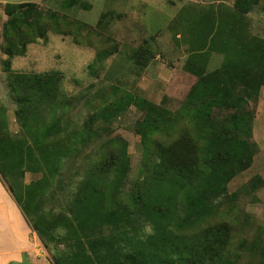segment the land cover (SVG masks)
Wrapping results in <instances>:
<instances>
[{"label": "trees", "instance_id": "1", "mask_svg": "<svg viewBox=\"0 0 264 264\" xmlns=\"http://www.w3.org/2000/svg\"><path fill=\"white\" fill-rule=\"evenodd\" d=\"M56 1L69 7L84 4L80 0ZM259 1L236 0L227 21L221 16L212 25L208 17L204 19L210 12L195 14L201 19L188 33L194 30V35L183 39L192 51L185 66L198 80L182 109L184 114L203 115L210 125L212 139L206 131V151L187 135L169 144L157 143L156 158L148 163L145 177L131 187L126 151L111 152L87 171L67 214L47 212L46 196L55 194V183L59 184L58 191L65 189L62 183L68 173H64L62 162L77 153L72 151L79 140L76 138L89 141L95 133L87 122L66 136L70 146L57 149L56 138L64 135L71 122L65 110L76 108L81 101L65 95L63 76L58 71L27 74L11 69L14 58L26 56L28 47L46 41L53 29L45 22L48 14L39 5H5L2 50L7 59L3 63L16 120L24 135L11 138L1 106L0 177L11 178L9 191L40 240L48 248L63 246V253L55 256L57 264H240L238 251L242 249L249 257L259 256L260 261L254 264H264V244L258 238L248 248L241 244L235 252L230 251V231L225 223L207 226L195 235L179 234L215 213L219 200L229 196L228 183L251 167L258 152L252 139L255 108L264 86V39L250 33L248 15ZM206 50L224 56L222 65L213 72L191 65L193 59H207ZM133 58L139 68H144L155 55L136 49ZM131 104L144 112L141 134L158 132L168 124V111L131 94L117 105L114 115ZM216 110L226 114L225 120L214 122ZM211 123L220 128L214 129ZM40 147L47 149L46 156L36 154L35 148ZM26 173L41 174V178L25 185ZM178 202L183 204L182 215L173 209ZM144 226H151L150 234H143ZM27 257L25 253L23 263Z\"/></svg>", "mask_w": 264, "mask_h": 264}, {"label": "rangeland", "instance_id": "2", "mask_svg": "<svg viewBox=\"0 0 264 264\" xmlns=\"http://www.w3.org/2000/svg\"><path fill=\"white\" fill-rule=\"evenodd\" d=\"M80 1L84 4L69 7L56 0H0V107H4L6 112L4 121L11 138L20 139L24 132L16 120V105L3 63L7 57L2 50V29L7 20L5 4L22 2L40 4L39 7L48 14L45 22L53 31L47 34L46 41L39 40L30 45L26 56L14 58L11 69L27 74L58 71L63 76L65 95L80 99L76 108L65 110L71 122L64 135L56 138L60 145L57 149L62 151L70 146L66 136L83 128L87 122L95 133L89 141L84 137L76 138L79 140L74 142L72 151L77 153L63 159L64 173H68L66 181L62 183L65 189L58 191L56 186L59 184L55 183V194L46 196V211L53 214L68 213L72 197L81 181L87 177V171L111 152L126 151L130 162L131 187L134 182L145 177L148 163L156 158L157 143L169 144L187 135L197 147H204L208 144L206 131L209 139H212L210 125L203 115L197 112L184 114L182 109L192 86L198 80L185 66L192 51L190 43L183 39L194 29L195 18L196 23L201 19L191 15L186 17L185 10H208V3L215 0H197L199 5L193 0ZM201 1L205 4H201ZM227 1L234 7L236 0ZM248 17L250 33L264 39V0L259 1ZM185 18L194 20L185 23ZM136 49H143L144 54L151 51L155 58L148 61L146 67L139 68L138 62L132 59ZM206 54L207 59H193L192 67H205L206 72H213L224 62L221 54L219 58L208 50ZM130 94L168 111V124L158 132H143L146 134L144 136L141 134L144 112H140L134 105L124 106V110L114 115L113 110ZM255 109L254 122L258 117L260 122L253 127L252 141L257 145L258 152L251 167L228 183L229 196L219 200L214 214L183 228L179 234L195 235L207 226L225 223L230 231V251L235 252L241 244L248 248L257 238L264 244V186L258 181L260 179L264 182V151L259 145L263 136L264 104H258ZM107 114L111 116L106 118ZM213 116L216 120L214 122L226 118L224 112L218 114L217 110ZM211 125L215 126L214 129L219 127V124ZM35 151L39 157L47 155L45 147L35 148ZM201 151H206L205 147ZM0 178L9 191L11 178ZM40 178L41 174L26 173L23 183L28 185ZM25 206L27 213L28 206ZM173 209L176 214L182 215L183 204L178 202ZM27 223L31 231V243L37 250L35 256L28 255L22 263L57 264L55 256L63 253V246L56 249L54 245H49L48 248L33 232L30 223ZM150 233L151 226H144L143 234ZM238 253L242 255L240 264L260 261L259 256L249 257L247 250L242 249Z\"/></svg>", "mask_w": 264, "mask_h": 264}, {"label": "crops", "instance_id": "3", "mask_svg": "<svg viewBox=\"0 0 264 264\" xmlns=\"http://www.w3.org/2000/svg\"><path fill=\"white\" fill-rule=\"evenodd\" d=\"M197 5L200 4L197 0H193ZM34 2H22V3H6L7 4H25ZM201 4H205L201 1ZM212 4V6H211ZM205 6V5H204ZM5 7V6H4ZM92 8V7H91ZM202 8V7H201ZM208 10H200V8H193L191 10H185V16H197L201 12L208 11L210 14L205 16L210 19V25L216 20L218 23L219 18L224 17L225 22L227 21V14L232 11L233 5L227 0H215L208 3ZM197 12V13H196ZM197 14V15H195ZM198 17V16H197ZM184 20V17H182ZM194 20V18H185V23ZM196 23V18H195ZM226 25V24H225ZM217 28V24L215 25ZM188 33L185 36L187 40ZM188 38H191L190 36ZM196 40V38H195ZM218 56L220 52H213ZM215 56V55H214ZM262 95V97H261ZM259 106L264 104V87L260 90L259 95ZM264 116V115H263ZM260 122V117L254 122V127L256 123ZM263 136L260 141V149L264 151V125H262ZM30 228L28 223L18 207L14 198L10 195L7 188L3 185L0 180V264H11V263H22L23 255L27 253L29 256H35V251L37 250L34 244L31 243L30 239Z\"/></svg>", "mask_w": 264, "mask_h": 264}]
</instances>
